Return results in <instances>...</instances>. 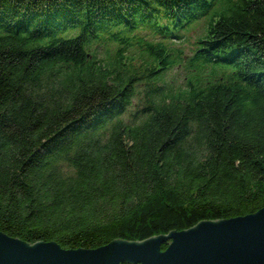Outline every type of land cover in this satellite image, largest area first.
Here are the masks:
<instances>
[{
    "label": "trees",
    "instance_id": "16d2710c",
    "mask_svg": "<svg viewBox=\"0 0 264 264\" xmlns=\"http://www.w3.org/2000/svg\"><path fill=\"white\" fill-rule=\"evenodd\" d=\"M262 207L264 0H0L1 231L98 248Z\"/></svg>",
    "mask_w": 264,
    "mask_h": 264
},
{
    "label": "water",
    "instance_id": "95a60500",
    "mask_svg": "<svg viewBox=\"0 0 264 264\" xmlns=\"http://www.w3.org/2000/svg\"><path fill=\"white\" fill-rule=\"evenodd\" d=\"M168 242L166 249L162 248ZM264 264V207L245 215L205 219L143 240L113 239L98 248L30 243L0 230V264Z\"/></svg>",
    "mask_w": 264,
    "mask_h": 264
},
{
    "label": "rangeland",
    "instance_id": "374dc122",
    "mask_svg": "<svg viewBox=\"0 0 264 264\" xmlns=\"http://www.w3.org/2000/svg\"><path fill=\"white\" fill-rule=\"evenodd\" d=\"M192 24V23H191ZM206 28V21L202 22V23H194L192 25L191 30L185 35L184 40L181 41V43L179 42V44H184V48H185V59L188 60L189 59V55L192 54V50H194V48L197 46V40L198 38L204 33ZM110 50H101L97 51V58H106V54H110V55H114L115 51H116V45H109ZM94 51V50H91ZM113 58V57H111ZM137 61V60H136ZM190 67L187 66V63L184 64V67L182 69V73H185ZM177 74V72L172 71L169 74V77H173ZM178 80H180L178 78ZM137 101H139V105H142V102L140 100V98L135 100V103L137 104ZM137 104V106H139ZM135 109L131 108V112L124 114L123 118L126 122L128 123H132L138 119H136V114H134Z\"/></svg>",
    "mask_w": 264,
    "mask_h": 264
}]
</instances>
